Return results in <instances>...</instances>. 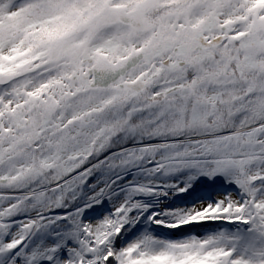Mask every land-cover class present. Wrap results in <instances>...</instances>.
<instances>
[{
  "label": "snow or ice",
  "instance_id": "obj_1",
  "mask_svg": "<svg viewBox=\"0 0 264 264\" xmlns=\"http://www.w3.org/2000/svg\"><path fill=\"white\" fill-rule=\"evenodd\" d=\"M0 264H264V0H0Z\"/></svg>",
  "mask_w": 264,
  "mask_h": 264
}]
</instances>
